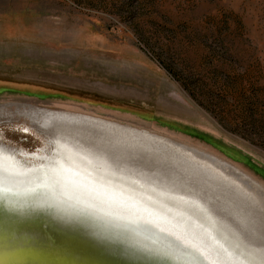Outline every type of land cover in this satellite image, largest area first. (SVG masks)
<instances>
[{
  "label": "rangeland",
  "instance_id": "rangeland-1",
  "mask_svg": "<svg viewBox=\"0 0 264 264\" xmlns=\"http://www.w3.org/2000/svg\"><path fill=\"white\" fill-rule=\"evenodd\" d=\"M30 109L106 118L264 187V0H0V147L25 166L51 152Z\"/></svg>",
  "mask_w": 264,
  "mask_h": 264
},
{
  "label": "bare ground",
  "instance_id": "bare-ground-1",
  "mask_svg": "<svg viewBox=\"0 0 264 264\" xmlns=\"http://www.w3.org/2000/svg\"><path fill=\"white\" fill-rule=\"evenodd\" d=\"M25 116L35 128L41 129L62 123V116H80L136 130L106 118L68 111L30 109ZM120 139L124 146L112 147L111 153L123 149L120 159L150 170H168L170 174L163 178L177 180L176 183L159 181L153 178V173L145 171L153 182L138 187L130 180L91 169L84 160L77 162L71 154L67 159L60 155L53 160L63 165L57 168L58 177H28L25 174L28 168L1 147L0 160L7 171L0 183L15 187L43 185L50 187L63 203L87 205L119 220L152 222L178 238L197 243L207 259L216 264H264V251L259 246L264 239V187L259 182L217 157L175 142L171 145L178 148L179 154L165 155L152 144L133 147L136 143L130 144L127 138L117 137L113 143ZM104 148L108 151L107 146ZM51 160L52 155L42 158V162ZM252 234H256L258 245L252 242Z\"/></svg>",
  "mask_w": 264,
  "mask_h": 264
},
{
  "label": "water",
  "instance_id": "water-1",
  "mask_svg": "<svg viewBox=\"0 0 264 264\" xmlns=\"http://www.w3.org/2000/svg\"><path fill=\"white\" fill-rule=\"evenodd\" d=\"M62 120L57 126L36 127L48 138L52 160L24 166L28 177H58L57 168L63 165L53 160L71 154L91 169L130 180L138 187L153 182L145 171L159 181L176 183L163 178L170 174L168 170H150L120 159L123 149L110 152L112 147L124 146L121 139L113 143L117 137L135 142L133 147L154 145L138 132L80 116H62ZM105 146L108 151L103 150ZM100 212L61 202L50 187L0 183V264H146L149 260L154 264H216L197 243L152 222L119 220ZM251 240L258 245L256 234Z\"/></svg>",
  "mask_w": 264,
  "mask_h": 264
},
{
  "label": "snow or ice",
  "instance_id": "snow-or-ice-1",
  "mask_svg": "<svg viewBox=\"0 0 264 264\" xmlns=\"http://www.w3.org/2000/svg\"><path fill=\"white\" fill-rule=\"evenodd\" d=\"M6 171H7V168L5 167V164H4L3 160H0V182L3 181L4 173ZM259 246H260L261 250L264 251V239L261 240ZM146 264H154V262L149 260V261L146 262Z\"/></svg>",
  "mask_w": 264,
  "mask_h": 264
},
{
  "label": "trees",
  "instance_id": "trees-1",
  "mask_svg": "<svg viewBox=\"0 0 264 264\" xmlns=\"http://www.w3.org/2000/svg\"><path fill=\"white\" fill-rule=\"evenodd\" d=\"M166 69L170 72V74H172L174 77H178V74L176 73V71H174V69H172L171 67H167L166 66Z\"/></svg>",
  "mask_w": 264,
  "mask_h": 264
}]
</instances>
